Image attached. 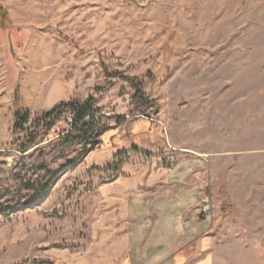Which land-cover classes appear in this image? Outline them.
<instances>
[{
  "label": "rangeland",
  "instance_id": "rangeland-1",
  "mask_svg": "<svg viewBox=\"0 0 264 264\" xmlns=\"http://www.w3.org/2000/svg\"><path fill=\"white\" fill-rule=\"evenodd\" d=\"M1 9L0 264L117 262L114 232L125 226L99 188L111 176L89 161L113 129L137 121L196 154L181 158L220 168L239 204L259 206L245 226L260 238L246 230L230 242L239 264H264V0H0ZM89 98L100 111L92 143L67 142L76 134L65 113L29 144L44 128L38 116ZM20 110L31 122L19 131ZM28 185L48 193L30 206L38 192Z\"/></svg>",
  "mask_w": 264,
  "mask_h": 264
},
{
  "label": "crops",
  "instance_id": "crops-1",
  "mask_svg": "<svg viewBox=\"0 0 264 264\" xmlns=\"http://www.w3.org/2000/svg\"><path fill=\"white\" fill-rule=\"evenodd\" d=\"M107 138L89 164L111 176L99 188L108 192L109 205L125 226L114 232L115 264H239L230 241L243 240L246 230L248 238H260L259 228L245 226L255 216L250 209L259 206L239 204L238 193L207 158H181L196 154L160 127L127 122ZM123 150L128 158L119 170L107 169ZM207 200L213 215L202 219Z\"/></svg>",
  "mask_w": 264,
  "mask_h": 264
},
{
  "label": "trees",
  "instance_id": "trees-1",
  "mask_svg": "<svg viewBox=\"0 0 264 264\" xmlns=\"http://www.w3.org/2000/svg\"><path fill=\"white\" fill-rule=\"evenodd\" d=\"M0 13L2 14V19L7 18L6 11L4 9L0 10ZM130 82L133 84V86L138 87L139 80L138 79H131ZM95 103V100L93 98L87 99L83 105L78 102H71V103H61L57 106H55L54 109H52L49 112L43 113L40 116H38V121L41 123L39 125L40 127L44 125V128L42 131L36 133L34 137L29 138V144H36L38 143L40 137H42L45 132H48L55 123L56 116L58 117L69 113L72 115L73 118L71 122V128L72 132L76 134L74 138H72V141H67L68 143L72 142H85L87 144H90L94 140V135L96 133V116L100 113L98 109H96L93 105ZM31 115L29 112H25L24 110H20L17 113V120L16 122V129L24 130L25 126L29 124L31 121ZM28 145L22 146L21 152L26 153L29 149L27 147ZM116 159L118 160L117 164H113L110 168L119 170L120 166L123 164L125 156L122 154L116 155ZM72 164V163H71ZM75 165L71 166L70 168H65L64 170L73 169ZM28 188L30 190H35L38 192L35 197H32L31 201L29 202V205L32 206L36 203L37 199H40L41 197H44L48 193V185H45L41 189H36L35 186L28 185Z\"/></svg>",
  "mask_w": 264,
  "mask_h": 264
},
{
  "label": "built area",
  "instance_id": "built-area-1",
  "mask_svg": "<svg viewBox=\"0 0 264 264\" xmlns=\"http://www.w3.org/2000/svg\"><path fill=\"white\" fill-rule=\"evenodd\" d=\"M72 122V120H71ZM211 216V205L209 204V202H205L203 203L202 207H201V211H200V216L202 219H208V217Z\"/></svg>",
  "mask_w": 264,
  "mask_h": 264
}]
</instances>
